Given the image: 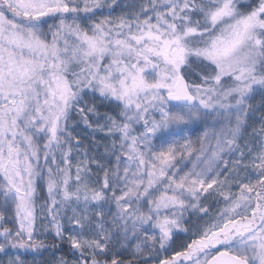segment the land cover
Segmentation results:
<instances>
[{"label": "snow or ice", "instance_id": "obj_1", "mask_svg": "<svg viewBox=\"0 0 264 264\" xmlns=\"http://www.w3.org/2000/svg\"><path fill=\"white\" fill-rule=\"evenodd\" d=\"M0 264H264V0H0Z\"/></svg>", "mask_w": 264, "mask_h": 264}, {"label": "rangeland", "instance_id": "obj_2", "mask_svg": "<svg viewBox=\"0 0 264 264\" xmlns=\"http://www.w3.org/2000/svg\"><path fill=\"white\" fill-rule=\"evenodd\" d=\"M126 2L129 3V4H131V3L133 2V0H126ZM117 14H119V12H118ZM254 103H256V104L259 103V97H257V100L254 101ZM258 118H259V113H257V115H256V119H257V120H258ZM253 127L256 128L257 130H259L260 125H259V123L257 122V123H254V124H253ZM251 132H252V129L250 128V129H249V133H251ZM200 133H201V130H200V129H197V132L194 133V134L192 135V139L195 140L196 137H197ZM42 203H43V200H40V201L38 202V205H39V204H42ZM37 212L39 213V206L37 207Z\"/></svg>", "mask_w": 264, "mask_h": 264}]
</instances>
